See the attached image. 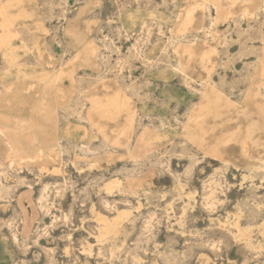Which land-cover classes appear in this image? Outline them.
<instances>
[{
	"label": "rangeland",
	"instance_id": "rangeland-1",
	"mask_svg": "<svg viewBox=\"0 0 264 264\" xmlns=\"http://www.w3.org/2000/svg\"><path fill=\"white\" fill-rule=\"evenodd\" d=\"M263 55L264 0H0V264H264Z\"/></svg>",
	"mask_w": 264,
	"mask_h": 264
},
{
	"label": "bare ground",
	"instance_id": "bare-ground-1",
	"mask_svg": "<svg viewBox=\"0 0 264 264\" xmlns=\"http://www.w3.org/2000/svg\"><path fill=\"white\" fill-rule=\"evenodd\" d=\"M264 56V55H263ZM78 107V106H77ZM11 236H13L15 238V236L13 235V232L11 231Z\"/></svg>",
	"mask_w": 264,
	"mask_h": 264
}]
</instances>
